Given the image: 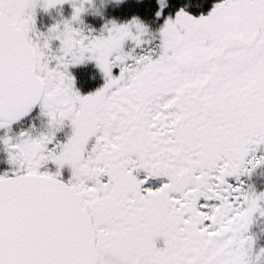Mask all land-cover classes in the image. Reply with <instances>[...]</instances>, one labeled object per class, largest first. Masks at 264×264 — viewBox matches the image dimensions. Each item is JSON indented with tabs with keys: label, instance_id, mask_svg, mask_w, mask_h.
Here are the masks:
<instances>
[{
	"label": "snow or ice",
	"instance_id": "snow-or-ice-1",
	"mask_svg": "<svg viewBox=\"0 0 264 264\" xmlns=\"http://www.w3.org/2000/svg\"><path fill=\"white\" fill-rule=\"evenodd\" d=\"M155 3L158 31L97 32L80 0H0V264H253L264 0L199 18ZM88 63L103 84L82 94Z\"/></svg>",
	"mask_w": 264,
	"mask_h": 264
},
{
	"label": "rangeland",
	"instance_id": "rangeland-1",
	"mask_svg": "<svg viewBox=\"0 0 264 264\" xmlns=\"http://www.w3.org/2000/svg\"><path fill=\"white\" fill-rule=\"evenodd\" d=\"M124 1L126 0H119V2H117V0H80V2L83 3L85 8L87 9L86 14L82 17V19L84 20V25L86 26V28L95 29L98 32L101 27L109 21L108 11ZM71 15L72 8L68 4H65L57 9L50 10L49 13L42 12V16L39 19L40 29L41 31H46V29L54 22L60 19H68L71 17ZM128 21L118 22L117 20L116 22L123 24L127 23ZM161 25L162 24H160L157 28H153L152 31H158ZM73 71L74 69H72V72ZM19 127L20 125L14 126V128ZM259 154L264 155V150L260 151ZM0 157L1 159L5 158L2 152H0ZM249 180H252L250 182L251 195L249 197V200H251L252 204L255 205L256 201L264 199V167L256 169L252 173ZM257 193H260L261 195H257ZM256 223H260V239L257 241L254 238L259 251L257 252L255 259L253 260V264H264V216H257Z\"/></svg>",
	"mask_w": 264,
	"mask_h": 264
},
{
	"label": "trees",
	"instance_id": "trees-1",
	"mask_svg": "<svg viewBox=\"0 0 264 264\" xmlns=\"http://www.w3.org/2000/svg\"><path fill=\"white\" fill-rule=\"evenodd\" d=\"M220 0H168V7L165 15L174 17L176 12L183 8L188 14L195 18L201 15H208L216 3ZM157 5L155 0H126L108 11V19L115 18L118 21L125 22L131 20L134 16L151 28H157L163 21L155 19ZM84 69L75 71L78 84L81 82V76Z\"/></svg>",
	"mask_w": 264,
	"mask_h": 264
},
{
	"label": "flooded vegetation",
	"instance_id": "flooded-vegetation-1",
	"mask_svg": "<svg viewBox=\"0 0 264 264\" xmlns=\"http://www.w3.org/2000/svg\"><path fill=\"white\" fill-rule=\"evenodd\" d=\"M42 12L43 11L38 10V14H37V27L39 29H40L39 19L42 16ZM113 20L115 22L117 21L115 18L109 19V21H113ZM150 29L152 30L153 28L150 27ZM81 67L84 69V72L81 76V82L79 84L77 82V88L82 92V94H88L90 91H95L97 88L102 86V84H103L102 76L98 72V70L95 68L94 63H88V64L81 66ZM66 131H69V129H66ZM259 153H260V151L256 152L255 155L260 156ZM0 159H1V157H0ZM6 168H7L6 165L0 164V173L5 171ZM64 177H65V179H67V177H68L67 171H65ZM242 180L248 186H250V182L252 181V180H249V177H243ZM250 190H251V187H250ZM252 232H253L252 233L253 238H255L258 241L260 239V223L255 224V226L252 228ZM158 246H162V241L158 242Z\"/></svg>",
	"mask_w": 264,
	"mask_h": 264
}]
</instances>
